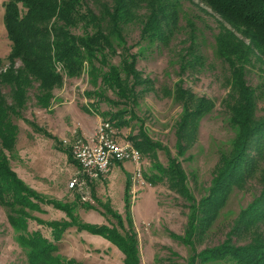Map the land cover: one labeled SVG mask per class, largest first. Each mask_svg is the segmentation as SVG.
I'll return each instance as SVG.
<instances>
[{
  "label": "trees",
  "instance_id": "16d2710c",
  "mask_svg": "<svg viewBox=\"0 0 264 264\" xmlns=\"http://www.w3.org/2000/svg\"><path fill=\"white\" fill-rule=\"evenodd\" d=\"M186 4L215 19L211 44L205 36L200 41L202 32ZM4 7L10 46L8 66L0 68V207L28 264H83L60 254L64 238L83 230L114 245L122 254V264H140L129 206L130 177L123 190L124 216L98 202L111 220L96 226L79 218L78 208L93 207L77 189H70L75 192L73 201L48 198L28 188L12 167L19 132L16 119L50 137L22 116L30 91L35 90L36 106L46 109L63 78L84 73L94 87L85 93L92 99L94 113L117 129L138 124L137 134L123 140L143 158L157 161L154 172L143 173L146 182L153 186L165 181L187 202L183 234L173 235L188 250L186 264H264V0H8ZM130 25L138 26L139 39L128 45ZM174 40L182 44L169 64L177 67L178 80L161 88L180 108L174 124L176 154L171 157L166 147L151 139L135 109L155 90V81L137 69L139 56L153 47L168 50ZM209 54L222 67L227 92L219 116L231 135L214 145L217 161L209 184L200 188L196 198V173H187L182 162L193 159L188 152L216 105L185 87L183 78L200 74ZM252 75L255 84L249 81ZM102 104L107 109L101 110ZM157 151L165 153L164 166ZM64 153L77 167L71 152ZM247 192L250 198L245 204L235 211L229 208L233 196L241 194L242 202ZM49 212L60 217L46 221L35 215ZM218 234L223 239L216 245L200 248Z\"/></svg>",
  "mask_w": 264,
  "mask_h": 264
},
{
  "label": "rangeland",
  "instance_id": "374dc122",
  "mask_svg": "<svg viewBox=\"0 0 264 264\" xmlns=\"http://www.w3.org/2000/svg\"><path fill=\"white\" fill-rule=\"evenodd\" d=\"M7 1L0 0L1 70L8 66L6 55L10 46L4 26V5ZM185 9L193 20L195 19L198 29L202 32L199 35L200 41L201 37L205 36L207 44H211V32L216 28L215 19L195 6L186 4ZM180 24L184 26V20L181 19ZM128 27L130 28L127 44H135L139 39L138 26ZM177 42L174 40L168 50L161 51L158 47H153L151 50L143 51L144 53L139 56L137 62V69L142 72L143 76L155 81V90L139 100L135 112L144 122L151 139L166 147L171 157L176 154L174 124L180 108L174 105L170 98L163 95L161 88H170L178 80L175 72L177 67L174 66L173 69L169 65L174 58L173 53L182 47V44ZM207 56V63L200 74L186 75L183 78L185 87H188L194 94L212 99L216 105L214 112L202 121L198 142L188 152L193 155V159L182 162L187 173L191 171L196 173V183L199 187V190H194L196 198H199L200 188L209 184L212 169L217 161L214 145H219L231 135L219 116L220 101L227 92L222 67L211 54ZM249 81L255 84L256 76H250ZM93 89L85 73L74 79L65 77L61 86L53 91V99L46 109L36 106L33 97L35 90L30 91L27 108L22 116L24 120L44 129L50 137L38 133L21 119L15 120L19 132L16 157L11 163L19 179L28 188L51 199L74 200L75 192L70 190L68 185L77 167L67 159L64 153V151L70 152L69 147L61 146L60 142L63 139H71L72 131L88 135L94 129L95 121L104 120L101 115L94 113V108L90 105L92 99L85 96L86 92H91ZM7 92L8 89L3 90L4 95H7ZM108 95L112 97L110 93ZM105 109L107 106L102 104L101 110ZM137 125L131 123L127 128H116L119 140L129 135H136ZM84 127H89L88 133ZM157 156L159 164L164 166L166 164L165 153L157 151ZM156 162L151 157H142V174L154 172L152 165ZM132 172L133 165L130 162L115 163L100 181L88 183L84 191L78 190L83 200L93 207V210L77 209L81 221L89 225L100 226L111 220L106 215L104 207L98 202L108 204L107 206H110L112 210L124 216V184ZM256 186L254 185L255 190ZM130 195L129 206L138 239L140 264H186L188 250L173 235L183 234L187 221V202L169 190L165 181L153 186L146 182L143 187H132ZM240 195L233 196L230 201L229 208L233 211L240 203L245 204L250 198L247 192L241 202ZM35 215L46 221L58 220L60 217V214L51 212L45 215L35 213ZM14 238V233L7 221L6 211L0 207V264H28ZM222 239L221 234L215 235L200 248L216 245ZM61 245L60 254L62 256L68 259L73 258L83 264H122V254L114 245L102 236L86 230L64 238Z\"/></svg>",
  "mask_w": 264,
  "mask_h": 264
},
{
  "label": "built area",
  "instance_id": "2783aa9c",
  "mask_svg": "<svg viewBox=\"0 0 264 264\" xmlns=\"http://www.w3.org/2000/svg\"><path fill=\"white\" fill-rule=\"evenodd\" d=\"M119 139L116 128L106 120L98 121L88 135L72 131L71 139H63L61 141L63 146L69 147L77 163L69 188L84 191L88 183L103 178L113 164L123 162H130L133 165L130 193L132 187H143L146 180L141 169L142 155L129 141L120 142Z\"/></svg>",
  "mask_w": 264,
  "mask_h": 264
},
{
  "label": "crops",
  "instance_id": "0c3cea01",
  "mask_svg": "<svg viewBox=\"0 0 264 264\" xmlns=\"http://www.w3.org/2000/svg\"><path fill=\"white\" fill-rule=\"evenodd\" d=\"M88 123V122H87ZM97 124V121H95V123H94V127H95V125ZM85 128V129H84ZM83 129L87 132V131H89V127H84ZM83 131V130H82ZM88 133V132H87ZM81 134H83V133H81ZM72 135V134H71ZM118 164H120V163H118ZM132 164V163H131Z\"/></svg>",
  "mask_w": 264,
  "mask_h": 264
}]
</instances>
